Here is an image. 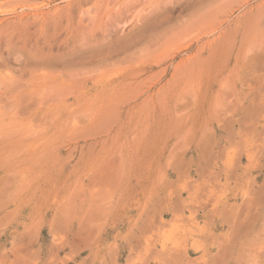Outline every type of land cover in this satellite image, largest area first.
Masks as SVG:
<instances>
[{
	"label": "rangeland",
	"instance_id": "obj_1",
	"mask_svg": "<svg viewBox=\"0 0 264 264\" xmlns=\"http://www.w3.org/2000/svg\"><path fill=\"white\" fill-rule=\"evenodd\" d=\"M0 264H264V0H0Z\"/></svg>",
	"mask_w": 264,
	"mask_h": 264
}]
</instances>
